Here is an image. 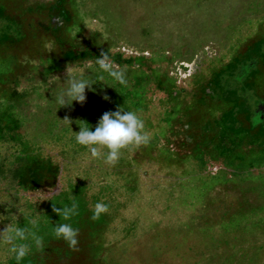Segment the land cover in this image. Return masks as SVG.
Masks as SVG:
<instances>
[{
	"label": "rangeland",
	"instance_id": "obj_1",
	"mask_svg": "<svg viewBox=\"0 0 264 264\" xmlns=\"http://www.w3.org/2000/svg\"><path fill=\"white\" fill-rule=\"evenodd\" d=\"M101 52L126 85L101 73ZM67 66L105 77L83 105L56 103ZM118 106L151 141L108 166L71 130ZM73 197L66 221L52 209ZM101 201L109 211L92 220ZM60 223L79 230L76 250ZM7 225L44 240L17 241L31 249L19 264H264V0H0ZM8 248L0 264H17Z\"/></svg>",
	"mask_w": 264,
	"mask_h": 264
},
{
	"label": "clouds",
	"instance_id": "obj_2",
	"mask_svg": "<svg viewBox=\"0 0 264 264\" xmlns=\"http://www.w3.org/2000/svg\"><path fill=\"white\" fill-rule=\"evenodd\" d=\"M74 35H76L74 33ZM45 48H51L50 44H45ZM95 63L99 66L101 73H106L111 79L120 85H126L125 70L118 65H113L109 56L101 52L100 57ZM67 87L57 96L56 103L60 107H70L72 102L83 105L86 102V89L91 91L92 86L102 82L105 77L99 75L97 81L87 78L85 70L80 69L79 76L69 75L73 68L67 66ZM52 79L58 80L56 77ZM104 100L109 97L103 96ZM59 107V108H60ZM61 121V120H60ZM62 122L70 128L72 121L65 116ZM79 122V132L72 134L75 142L85 148L92 159H101L108 166H115L121 159L122 153L130 149H138L147 146L151 141V135L145 128V122L135 111H127L123 107H117L113 111H106L99 118L94 130L84 121ZM71 129V128H70ZM78 203L75 197L72 198L70 206L55 207L53 212L64 220H70L73 216L78 215ZM109 211V207L104 202H97L94 205L92 220H97L102 214ZM57 239L64 240L68 247L76 250L78 245L79 230L74 228L70 223L57 224L53 229ZM31 238L37 247H43V237L38 236L35 232L27 228L7 225L3 232H0V240L9 245L8 251L14 255L17 264L30 253V245L27 243H17V241H27Z\"/></svg>",
	"mask_w": 264,
	"mask_h": 264
}]
</instances>
